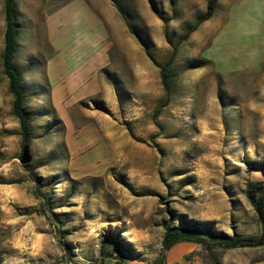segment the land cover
Instances as JSON below:
<instances>
[{
  "label": "rangeland",
  "instance_id": "1",
  "mask_svg": "<svg viewBox=\"0 0 264 264\" xmlns=\"http://www.w3.org/2000/svg\"><path fill=\"white\" fill-rule=\"evenodd\" d=\"M207 1L14 0L23 165L0 0V264L74 262L87 233L138 264L167 226L261 237L246 186L264 182V0L203 20ZM162 264H264V245L181 242Z\"/></svg>",
  "mask_w": 264,
  "mask_h": 264
},
{
  "label": "trees",
  "instance_id": "2",
  "mask_svg": "<svg viewBox=\"0 0 264 264\" xmlns=\"http://www.w3.org/2000/svg\"><path fill=\"white\" fill-rule=\"evenodd\" d=\"M14 0H4V34H3V52L1 56L2 69L8 80V91L13 97L12 114L16 117L19 124L20 136L23 145H29L32 138V128L26 114L24 105V93L20 86L18 74L13 66V56L15 50V42L17 37L16 23L14 21ZM218 0H208L206 5V13L203 20L209 19L215 9ZM169 66L159 67L160 75L164 88L167 89V70ZM28 166H26L27 168ZM32 176L33 174L30 173ZM246 198L253 205L257 217L262 226V235L257 240L242 241L227 236L221 232H217L210 228H201L199 224L195 227H175L165 228V234L161 242V250L155 264H162L165 260L166 253L176 244L181 242H194L196 244H217L227 248H248L264 245V182H249L246 186ZM46 206L49 207L47 199L43 198ZM107 247H111L114 251L121 250L120 241L103 238L100 242V257H112L113 252H108ZM117 264H122L120 260Z\"/></svg>",
  "mask_w": 264,
  "mask_h": 264
},
{
  "label": "crops",
  "instance_id": "3",
  "mask_svg": "<svg viewBox=\"0 0 264 264\" xmlns=\"http://www.w3.org/2000/svg\"><path fill=\"white\" fill-rule=\"evenodd\" d=\"M93 237L94 236H92L90 233H87L85 236L76 238L77 240L80 241L77 245H78V248L80 249L81 254H79V256L77 257H74V259L72 260L74 262H79V260L82 261L83 258H87L91 262L99 260L101 264H117L119 260L114 257L115 254H113L112 257H103V258L100 257L99 247H100L101 241ZM89 261H84V264H92ZM121 263L122 264H138L137 262H134V261H127V262L124 261Z\"/></svg>",
  "mask_w": 264,
  "mask_h": 264
},
{
  "label": "water",
  "instance_id": "4",
  "mask_svg": "<svg viewBox=\"0 0 264 264\" xmlns=\"http://www.w3.org/2000/svg\"><path fill=\"white\" fill-rule=\"evenodd\" d=\"M20 162L23 165H26L30 162V157L28 155V145H23Z\"/></svg>",
  "mask_w": 264,
  "mask_h": 264
},
{
  "label": "built area",
  "instance_id": "5",
  "mask_svg": "<svg viewBox=\"0 0 264 264\" xmlns=\"http://www.w3.org/2000/svg\"><path fill=\"white\" fill-rule=\"evenodd\" d=\"M58 264H84V261H79V262H68V263H58Z\"/></svg>",
  "mask_w": 264,
  "mask_h": 264
}]
</instances>
